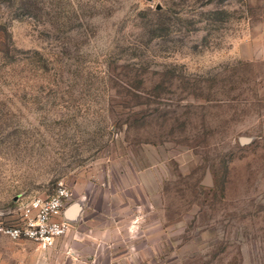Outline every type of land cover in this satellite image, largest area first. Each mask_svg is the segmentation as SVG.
<instances>
[{
  "label": "rangeland",
  "instance_id": "rangeland-1",
  "mask_svg": "<svg viewBox=\"0 0 264 264\" xmlns=\"http://www.w3.org/2000/svg\"><path fill=\"white\" fill-rule=\"evenodd\" d=\"M59 185L0 264H264V0H0V227Z\"/></svg>",
  "mask_w": 264,
  "mask_h": 264
},
{
  "label": "built area",
  "instance_id": "built-area-1",
  "mask_svg": "<svg viewBox=\"0 0 264 264\" xmlns=\"http://www.w3.org/2000/svg\"><path fill=\"white\" fill-rule=\"evenodd\" d=\"M71 197L69 189L59 185L47 197H35L24 202L19 207V224L0 227V232L15 241L27 240L35 244L37 250L48 252L72 230L65 215Z\"/></svg>",
  "mask_w": 264,
  "mask_h": 264
},
{
  "label": "water",
  "instance_id": "water-1",
  "mask_svg": "<svg viewBox=\"0 0 264 264\" xmlns=\"http://www.w3.org/2000/svg\"><path fill=\"white\" fill-rule=\"evenodd\" d=\"M240 141H241L242 144H247L249 142V140L244 139V138H242ZM204 184L206 186H210L211 185L210 173L209 172L207 173V177H206V180H205Z\"/></svg>",
  "mask_w": 264,
  "mask_h": 264
},
{
  "label": "crops",
  "instance_id": "crops-1",
  "mask_svg": "<svg viewBox=\"0 0 264 264\" xmlns=\"http://www.w3.org/2000/svg\"><path fill=\"white\" fill-rule=\"evenodd\" d=\"M50 252H51V250L49 252H47V253H50ZM34 259H36V257ZM37 263L38 262H36V261L33 262V264H37ZM39 264H42L41 261H39Z\"/></svg>",
  "mask_w": 264,
  "mask_h": 264
}]
</instances>
